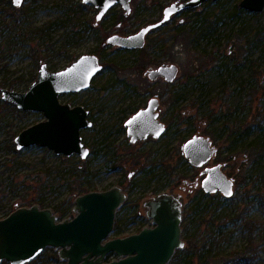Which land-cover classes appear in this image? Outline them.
<instances>
[{"label": "rangeland", "instance_id": "374dc122", "mask_svg": "<svg viewBox=\"0 0 264 264\" xmlns=\"http://www.w3.org/2000/svg\"><path fill=\"white\" fill-rule=\"evenodd\" d=\"M174 1L183 0H130L127 14L117 3L96 20L98 8L81 0H0V87L26 91L40 64L59 70L84 53L103 64L88 88L59 95L61 103L89 110L93 125L80 132L90 149L85 159L37 144L17 149L15 136L46 118L0 94V219L31 204L69 219L77 188L80 194L119 185L126 198L112 238L151 226L144 200L180 193L185 244L167 264H264V9L240 13V0L207 1L150 30L141 48L105 42L158 21ZM162 63L178 66L175 80L149 81L144 71ZM151 97L159 99L166 128L131 143L124 122ZM195 134L216 147L206 165L221 164L233 181L230 195L204 192L199 168L181 154ZM63 263L47 247L26 264Z\"/></svg>", "mask_w": 264, "mask_h": 264}, {"label": "water", "instance_id": "95a60500", "mask_svg": "<svg viewBox=\"0 0 264 264\" xmlns=\"http://www.w3.org/2000/svg\"><path fill=\"white\" fill-rule=\"evenodd\" d=\"M207 1H174L163 9L161 19L141 27L127 35L113 33L105 42L123 49H138L144 46L146 34L168 21L175 13L198 8ZM23 0H12L20 6ZM98 8L96 20L115 4L131 11L130 0H81ZM240 8L250 12L264 9V0H240ZM103 68L95 53H84L59 70H51L46 63L39 66L36 80L26 91L0 87L3 100L24 111H41L45 120L38 121L18 133L15 146L22 149L31 144L46 146L56 154H77L85 159L90 149L81 136L82 128H89V110L81 104L61 103V93L79 92L89 87L93 77ZM178 66L162 63L149 67L144 75L149 81L159 78L166 82L175 80ZM159 99L151 97L147 105L126 119L124 125L131 143L151 135L158 137L165 125L158 117ZM188 162L201 167L216 151L211 140L205 136H193L182 145ZM201 187L206 193L220 191L231 194L233 181L222 171L220 165L206 168ZM131 175V172L128 174ZM121 186L105 190L87 191L74 198L73 212L69 219L59 220L49 207L38 204L20 206L0 219V262L26 264L36 258L45 248L53 247L63 264H167L174 252L184 246L182 238V198L170 192H161L146 199L142 208L151 219V226L138 232L109 238L114 227L117 208L125 200ZM113 256L112 259H108Z\"/></svg>", "mask_w": 264, "mask_h": 264}, {"label": "flooded vegetation", "instance_id": "af4514ba", "mask_svg": "<svg viewBox=\"0 0 264 264\" xmlns=\"http://www.w3.org/2000/svg\"><path fill=\"white\" fill-rule=\"evenodd\" d=\"M125 14H127V13H125ZM124 35V34H123ZM118 47V46H117ZM121 48V47H120ZM159 105V104H158ZM158 108V107H157ZM158 117H159V113H158ZM160 119V118H159ZM160 121H161V119H160ZM163 122V121H162ZM164 123V122H163ZM164 125H165V123H164ZM165 128H166V126H165ZM164 132V131H163ZM127 133V132H126ZM162 134V133H161ZM193 136H201V135H197V134H195V135H193ZM192 136V137H193ZM203 136V135H202ZM191 137V138H192ZM190 139V138H189ZM188 140V139H187ZM186 140V141H187ZM130 141V140H129ZM185 141V142H186ZM211 145L213 146V147H215L214 145H213V143H212V141H211ZM216 151H217V149H216ZM216 151L214 152V154L212 155V157L215 155V153H216ZM181 154L184 156V153H183V151H182V146H181ZM185 157V156H184ZM212 157H211V159H212ZM210 159V160H211ZM188 161V160H187ZM209 162V161H208ZM207 162V163H208ZM189 163V162H188ZM190 164V163H189ZM191 165V164H190ZM216 165H220V168H221V164H216ZM191 166H193V165H191ZM212 166H215V165H212ZM211 165H206V164H204L203 166H201V167H196V168H199V170H200V175L202 176V179H203V177L206 175V168H208V167H212ZM193 167H195V166H193ZM223 171V170H222ZM131 172V175H132V173H133V171H130ZM129 174V173H128ZM127 174V175H128ZM131 175L129 176L128 175V177L130 178L131 177ZM201 179V180H202ZM200 185H201V183H200ZM185 188V185L183 186V189ZM202 188V187H201ZM203 190V189H202ZM165 192V191H164ZM161 193V192H160ZM158 194V193H157ZM175 194H177V195H179L181 198H182V203H184V199H183V196L180 194V193H175ZM182 219H183V205H182ZM151 225H152V222H151Z\"/></svg>", "mask_w": 264, "mask_h": 264}, {"label": "trees", "instance_id": "16d2710c", "mask_svg": "<svg viewBox=\"0 0 264 264\" xmlns=\"http://www.w3.org/2000/svg\"><path fill=\"white\" fill-rule=\"evenodd\" d=\"M238 6H239V5H238ZM189 9H192V8H189ZM186 10H188V9H186ZM236 10H238L240 13H245V12H246L243 8H240V7H239V8H236ZM72 12L75 14V13H76V9H74ZM126 19H127L126 16H122V15H121V22H122V23H125ZM125 24H126V23H125ZM121 33L124 34L125 32L123 31V32H121ZM117 48L120 49V47H117ZM143 66H144V65L142 64L141 67H143ZM13 107H14V106H13ZM69 171H70V173H71V172H74V169L71 168ZM77 191H78V192H75V193H76V196L79 195L78 193H79L80 189L77 188ZM80 194H81V193H80ZM76 196H75V197H76ZM58 214H59L58 216L60 217V219H62L64 213H63V212H60V213H58ZM194 246H195L194 243H193V242H190V246H189V248H190L191 250L194 248Z\"/></svg>", "mask_w": 264, "mask_h": 264}]
</instances>
